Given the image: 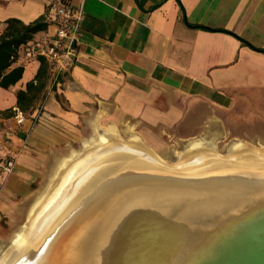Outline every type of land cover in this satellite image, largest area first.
<instances>
[{"label": "crops", "instance_id": "crops-1", "mask_svg": "<svg viewBox=\"0 0 264 264\" xmlns=\"http://www.w3.org/2000/svg\"><path fill=\"white\" fill-rule=\"evenodd\" d=\"M59 2L80 6L77 40L56 84L45 86L38 126L24 136L34 105L27 116L22 112L25 120L10 144H1L0 154H20L12 174L0 180V212L9 208L5 189L22 191L28 181L23 177L42 161L40 148L53 146L49 139L56 134L50 129L62 134L76 123L122 115L179 127L197 106L235 108L238 114L251 97L256 118L264 120V0H0V33L7 18L28 24L42 17L46 27L31 39L44 37L53 29L49 13ZM18 48L11 66H22L20 78L0 87V140L1 130L14 125L15 92L39 66L37 58L19 57ZM110 131L115 132L107 127L101 134ZM136 137L128 141L140 140ZM197 141L207 142L194 140L186 147Z\"/></svg>", "mask_w": 264, "mask_h": 264}, {"label": "water", "instance_id": "water-1", "mask_svg": "<svg viewBox=\"0 0 264 264\" xmlns=\"http://www.w3.org/2000/svg\"><path fill=\"white\" fill-rule=\"evenodd\" d=\"M113 177L97 187L95 210L60 262L264 264L262 172L133 169Z\"/></svg>", "mask_w": 264, "mask_h": 264}, {"label": "bare ground", "instance_id": "bare-ground-1", "mask_svg": "<svg viewBox=\"0 0 264 264\" xmlns=\"http://www.w3.org/2000/svg\"><path fill=\"white\" fill-rule=\"evenodd\" d=\"M114 133H97L83 145L82 151L62 159L52 179L30 206L21 232L13 235L11 248L0 251V264H64L60 262L64 249L72 244L68 239L73 240L82 218L95 210L98 199L95 195L100 192L97 187L114 182L113 175L118 172L166 168L183 174H203L228 168L264 174L263 148L239 143L233 146L232 151H236L229 159H223L208 148L211 144L206 147L195 142L180 152L175 164L167 166L140 140L126 142ZM142 178L136 174V180Z\"/></svg>", "mask_w": 264, "mask_h": 264}, {"label": "rangeland", "instance_id": "rangeland-1", "mask_svg": "<svg viewBox=\"0 0 264 264\" xmlns=\"http://www.w3.org/2000/svg\"><path fill=\"white\" fill-rule=\"evenodd\" d=\"M247 101L250 102L239 109V115L235 108L228 110L214 107L211 110L208 107L197 106L195 115H189L188 120L179 127L150 125L139 118L122 115L116 116L114 121L102 117L100 122L76 123L71 126L72 129L69 132L63 131L62 134L50 129L56 134V138L52 136L53 139H49V142L54 144L40 148L44 152L40 155L42 161L36 165L37 170L23 177L28 181L22 182L24 184L22 191L10 194L11 191L5 189L2 193L3 200L9 208L0 212V251L9 248L13 244V235L21 232L30 206L49 183L58 163L62 162L63 158L69 157L72 152L82 151L83 145L91 142L95 137L93 135L101 133L107 127H112L123 141L127 142L131 135L137 136L148 149L154 152L157 159L167 166L178 161L177 156L186 150L190 142L200 139L207 142H197L205 144L206 147L211 144L208 148L213 149L219 157L229 159L236 151H232L233 146L239 143L264 150V120L258 121L256 118V108L253 106L256 98L251 97ZM27 114V111L24 112V115L27 116ZM203 115L209 116L206 122L200 121ZM37 121L35 120L34 127L38 126ZM47 125L49 124L44 123L42 126L47 127ZM51 152L54 154H50ZM3 183H1L0 191ZM5 193L8 194L6 198Z\"/></svg>", "mask_w": 264, "mask_h": 264}, {"label": "built area", "instance_id": "built-area-1", "mask_svg": "<svg viewBox=\"0 0 264 264\" xmlns=\"http://www.w3.org/2000/svg\"><path fill=\"white\" fill-rule=\"evenodd\" d=\"M81 15L80 6L74 7L65 2H59L49 13V23L53 24L51 32L46 33L42 38L30 39L19 46L17 55L24 59L42 57L49 64L48 89L55 84L59 74L64 70L70 55L73 53V46L79 32V20ZM46 92L34 107L31 116L30 127L24 132L28 134L38 115L43 109V102ZM12 119L14 125L5 126L1 130L0 149L2 145L8 146L13 134L24 122L23 113L14 108ZM19 150L0 154V180L5 181L13 172Z\"/></svg>", "mask_w": 264, "mask_h": 264}, {"label": "trees", "instance_id": "trees-1", "mask_svg": "<svg viewBox=\"0 0 264 264\" xmlns=\"http://www.w3.org/2000/svg\"><path fill=\"white\" fill-rule=\"evenodd\" d=\"M3 23L4 28L0 33V87L7 88L20 78L22 72V66H11L17 48L30 40L34 33L45 29L46 22L42 17H39L28 24H23L16 18H7ZM192 26L199 29L211 30L200 25ZM37 59L39 66L33 79L26 82L23 90L20 89L15 92V106L21 112H30L45 94L44 89L48 83V67L42 57H37Z\"/></svg>", "mask_w": 264, "mask_h": 264}]
</instances>
